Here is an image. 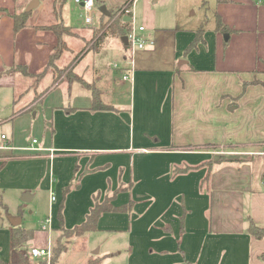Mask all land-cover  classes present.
I'll return each mask as SVG.
<instances>
[{
  "label": "crops",
  "instance_id": "obj_1",
  "mask_svg": "<svg viewBox=\"0 0 264 264\" xmlns=\"http://www.w3.org/2000/svg\"><path fill=\"white\" fill-rule=\"evenodd\" d=\"M31 1L0 0V93L14 105L0 109V126L10 131L0 137V251L9 250L0 261H11L13 220L34 233L24 247L29 252L47 245L42 224L48 217L52 238H62L86 221L96 200L114 197L115 207L132 202L133 210L104 213L96 231L79 237L127 234V246L108 247L85 264L119 258L127 264H264V239L248 233L249 218L264 228V85L253 84L264 82V3L201 0L203 18L196 23L180 14L160 23L156 14H146L141 26L153 43L135 62L134 81L126 82L123 37L90 42L102 24L100 8L109 12L100 0L96 26L81 32L68 25L80 40H65L73 49L60 62L69 59L73 74L55 81L49 71L33 88L12 68L44 73L58 39L36 29L54 24L55 0L53 15L39 0L28 27L15 34L12 15ZM137 2L123 20L136 22ZM217 17L231 33L217 31ZM201 28L204 41L188 51ZM163 31L176 40L172 54L168 44L153 48ZM111 41L120 50L113 70L104 55ZM86 43L95 49L81 52ZM182 53L187 61L176 67ZM95 89L110 110L92 109ZM31 146L40 150H26ZM223 157L227 161L220 163ZM210 161L212 167L201 166ZM72 239L62 242L68 247Z\"/></svg>",
  "mask_w": 264,
  "mask_h": 264
},
{
  "label": "rangeland",
  "instance_id": "obj_2",
  "mask_svg": "<svg viewBox=\"0 0 264 264\" xmlns=\"http://www.w3.org/2000/svg\"><path fill=\"white\" fill-rule=\"evenodd\" d=\"M45 1L46 7H48L47 10H49V12L53 15L52 10H53V4H52V0H43ZM56 1V0H55ZM58 1V5L60 0ZM105 2L104 5L108 6L109 12L110 14H115L116 17L119 16H123L126 13L129 4L127 0H104ZM156 1V4L154 3ZM199 1L201 0H139V3L137 2V4L135 5V18H136V25L137 26H141L144 24L145 20L144 18L146 17V14H156L157 17L159 18V20H162L160 23H171V16H175L177 14H180L181 17H183L185 20H192L193 22H198L200 20H202L203 18V12H201V10L199 9ZM98 5L100 6L101 2L100 0H97ZM191 9V10H190ZM190 10V11H189ZM130 11V10H129ZM132 11V10H131ZM48 11H46V15ZM65 14L64 17L66 20H68V22H64L63 24L65 26H68L69 24L72 26H77L79 28V30L82 31H86L87 29H91V28H87V26L85 25V15L83 10L74 2V0H68L67 4L65 6ZM193 13H197V15L195 16V14ZM99 12L97 11L96 16H95V24L94 26H96V22L99 21V16H98ZM54 19L52 21V23L54 24H60L61 20H63V16H61V18L59 16H55V14L53 15ZM102 15V23L106 22L107 19ZM98 20V21H97ZM204 22H206V18H204L203 20ZM52 25V24H51ZM169 25V24H167ZM184 25V27H186V24H182ZM211 26V23L209 25V27ZM71 27V26H70ZM101 28V26L99 27ZM71 29H73L72 33L74 34V36L72 37H67L65 36V40H80V37H76V33H75V29L72 27ZM95 29V28H93ZM100 29L94 31L93 33H91V38H90V42H92L93 40H97V38H95V35L97 33H99ZM154 35V34H152ZM117 36V35H114ZM157 38H153L154 42H155V46H153V48H157L160 47L161 45H169L170 49H171V54H172V49L176 46V40H171V37L173 38V35L170 33V31H163V33H161L160 35H156ZM118 37V36H117ZM110 40H114V39H110ZM120 40V39H119ZM187 41V40H185ZM89 42V43H90ZM112 42V41H111ZM110 42V43H111ZM71 46V47H70ZM66 47V50L64 51V54L67 53L68 51H71L72 48V44ZM114 47L113 42L110 44V49H108V53L107 51L104 53V55L107 57V62H110V70H113V68L115 67V59L114 56L115 54L118 52H120V50H116L115 48L112 49ZM95 49V43H93V45L89 44H83V47L81 49V52L86 51V49ZM79 52V53H81ZM183 54V53H182ZM122 58L123 56H127V50H123L122 51ZM66 56H68V54H66ZM173 56V55H172ZM189 56V55H188ZM124 57V58H125ZM101 58V57H100ZM102 59V58H101ZM140 59V52L137 53V56L135 57V62L137 60ZM69 59H66L64 62H57V69L56 72H54V79L55 81H58L65 73L69 74V67L71 66L70 63H68ZM122 63L126 62L125 59H122ZM181 61H187L185 59V55H181V58L176 60L175 65L176 67H181ZM106 61L104 60L105 63ZM59 63V64H58ZM157 64L160 65V67H164L165 64H162L161 61H152L149 63V65H156ZM137 67V64H136ZM53 72V71H52ZM30 80V86L35 88L38 85H40V83L42 82L43 78L37 79L36 77H31L28 78ZM4 95V97L6 96L4 93H0V109H4L6 107H8V109L13 110V103L11 102L10 105L6 104V99H2V96ZM19 98V96H18ZM9 112V110L7 111V113ZM3 126H0V137L1 135L7 134L9 135L10 131L8 129V126H5L3 129ZM237 145V144H236ZM223 147V146H222ZM230 148H238L237 146H229ZM223 150H220L219 152H222ZM227 157V156H226ZM228 157H231L228 155ZM61 205V204H60ZM65 206V204H63ZM64 206L62 207V211L64 209ZM75 206V205H74ZM27 216V213H26ZM55 219L57 220V218L55 217ZM127 234L124 235H117L116 237H113V235L110 233V235H107V233L103 232V233H90L89 235H87V238L85 237H75L72 239V241L69 243L68 247H67V252H63L62 256L60 258V262L59 264H85L87 259H89L90 257L93 258H100L103 256L104 251L106 248L110 247V249H121L123 250L124 247L127 246V240L128 237L126 236ZM57 236V235H56ZM62 236V235H61ZM60 236V237H61ZM58 237V236H57ZM55 238L53 239V243L54 246L57 242L58 239L63 240L64 238ZM96 242L98 244H96ZM39 248V247H38ZM100 251L99 254H95L97 253L96 251ZM9 254V250L7 248H4L2 251H0V255L5 257L6 255ZM0 256V257H1ZM100 263L101 264H127V260L124 258H119V259H114V260H110V263L104 262L102 263V259H100Z\"/></svg>",
  "mask_w": 264,
  "mask_h": 264
},
{
  "label": "trees",
  "instance_id": "obj_3",
  "mask_svg": "<svg viewBox=\"0 0 264 264\" xmlns=\"http://www.w3.org/2000/svg\"><path fill=\"white\" fill-rule=\"evenodd\" d=\"M68 0H60L59 5L58 1H54V14L55 16H59L61 18L62 12L67 4ZM135 0H130L128 2L129 6L127 10H132L133 4ZM96 5H98L96 0ZM100 13L105 16L103 12L100 11ZM33 12H26L23 11L20 14H14L12 15V18L14 19V32L15 34H18L21 30L28 27L29 19ZM130 16H132L130 14ZM217 31L229 34L231 33L230 30L222 23V20L220 17H217ZM70 26H65L63 24V20H61L60 24H52L49 26H38L36 27L37 30H45V31H51L53 32L58 39V45L55 48L54 52L52 53L48 66L46 68V71L40 75L33 76L29 73L28 68L26 66L21 65H15L12 70L20 72L24 77L30 78V77H36L37 79L43 78L49 71L56 72L57 69V62L60 61L63 57L64 51L66 50L67 43L65 41V36L72 37L74 34L72 33L73 29ZM131 31V23L125 22L122 18V16L116 17L115 14H109L107 17V21L103 22L101 24V28L99 33L95 35V38H97L96 43L99 42V40H103L105 36L108 34L117 35L119 37H126L129 32ZM204 37V30L201 28V30L198 32L196 39L193 41V43L189 46L188 51H191L195 49L200 43H202ZM73 74V70L69 71L68 76H71ZM253 84H261L263 83L255 81ZM246 85V83H245ZM93 108L94 110H110V106H107L104 104V102L101 99V93L98 90H93ZM227 159L224 157L219 160V162H225ZM214 165L213 161H210L206 164H202L201 166H208L212 167ZM189 171L191 168H187L186 170H180L179 173L184 171ZM210 180V171L206 175L204 179V184L208 183ZM114 198V197H113ZM113 198H106L103 203H100L96 200L95 206L91 209L89 215L87 216L86 221L80 225L74 228L70 231H65L62 234V238L66 239L67 241L83 236L84 234L88 232H93L97 230L98 222L101 216L104 213H128L133 210L134 204L131 202L130 204L122 207H115L112 204ZM62 215V214H61ZM60 215V217H61ZM249 227H248V233L252 236H255L258 239H264V228H261L260 226H257L252 218L248 219ZM34 237V233L32 231H28L25 229H22L19 227H14L11 231V249H12V257L11 261L9 263H3L0 261V264H46L45 262H36L32 261L29 256L28 252L24 248L25 245L31 241ZM63 240L58 239L56 242V245L54 246V256H53V264L59 261V258L61 257L62 253L66 251L67 246L65 243L62 242ZM89 264H92L91 262Z\"/></svg>",
  "mask_w": 264,
  "mask_h": 264
},
{
  "label": "built area",
  "instance_id": "obj_4",
  "mask_svg": "<svg viewBox=\"0 0 264 264\" xmlns=\"http://www.w3.org/2000/svg\"><path fill=\"white\" fill-rule=\"evenodd\" d=\"M136 1V0H135ZM259 3H264V0H257ZM74 2L80 6L85 15V25L88 27H92L95 24V16L97 13V5L96 0H74ZM132 11L126 10L125 16H130ZM146 28L144 26H137L136 22L133 18L131 31L126 36L128 38L127 44V52H128V67L126 69V74L123 76V81L133 82L134 81V73L136 71V63L135 57L138 52H143L150 44V40H148L144 33ZM3 139H6V136H3ZM33 143H37V140H34ZM5 149H14L12 147H5ZM26 150H34L39 151V148L28 147ZM54 152L55 150H51ZM264 186V183H263ZM51 203H54L56 197L53 192H51ZM42 230L49 234V239L47 245L44 248H31L28 252V256L32 261L36 262H45L46 264H53V256H54V243L52 238V216L48 217L47 220L42 224Z\"/></svg>",
  "mask_w": 264,
  "mask_h": 264
},
{
  "label": "water",
  "instance_id": "obj_5",
  "mask_svg": "<svg viewBox=\"0 0 264 264\" xmlns=\"http://www.w3.org/2000/svg\"><path fill=\"white\" fill-rule=\"evenodd\" d=\"M39 6H40V1L39 0H32L30 2V4L28 5V7L26 8V12H28V13L33 12ZM100 9H101V12H103L105 15H109L110 14L107 11L106 7H101ZM124 21L125 22H131L132 21V18L131 17L124 18ZM122 41L124 42L125 45L128 44V38L127 37H123L122 38ZM20 223H21V220L20 219H16V220H13V223L12 224H13V226L16 227V226L20 225Z\"/></svg>",
  "mask_w": 264,
  "mask_h": 264
}]
</instances>
